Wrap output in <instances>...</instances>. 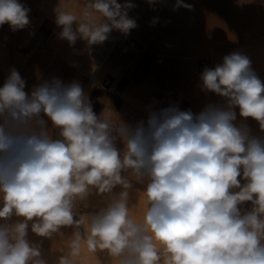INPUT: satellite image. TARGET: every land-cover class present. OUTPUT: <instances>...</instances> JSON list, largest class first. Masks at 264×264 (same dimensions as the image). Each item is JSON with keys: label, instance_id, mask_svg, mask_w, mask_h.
Listing matches in <instances>:
<instances>
[{"label": "clouds", "instance_id": "1", "mask_svg": "<svg viewBox=\"0 0 264 264\" xmlns=\"http://www.w3.org/2000/svg\"><path fill=\"white\" fill-rule=\"evenodd\" d=\"M134 7L91 0L78 19L58 5L59 38L91 46L113 30L127 36L137 27L128 15ZM179 8L193 5L175 0L173 11ZM29 12L20 0H0V27L24 29ZM199 80L225 103L198 114L169 106L133 126L102 119L79 81L52 77L28 92L11 68L0 86V264H47L28 239L30 222L46 239L76 229L57 264H73L82 243L117 264H264V137L237 122L236 111L264 132V81L238 51L205 66ZM134 182L144 185L147 204L139 221L130 216ZM93 194L107 199L85 219L77 208ZM12 217L22 219L7 223Z\"/></svg>", "mask_w": 264, "mask_h": 264}, {"label": "crops", "instance_id": "2", "mask_svg": "<svg viewBox=\"0 0 264 264\" xmlns=\"http://www.w3.org/2000/svg\"><path fill=\"white\" fill-rule=\"evenodd\" d=\"M20 2L30 8L28 14L29 25L17 31H12L8 24L0 27V56L2 57L0 59V86L3 85L5 79L9 75L10 69L13 67L19 72L21 77L26 80V88L30 87L32 89L37 82L40 83L52 77L60 78L63 81L65 80V83L74 80L79 81L84 91L89 95L93 110L98 115H101L102 119L116 124V118H123L121 114L122 106L131 101H123L118 104L116 102V97L113 96L112 93L104 90L98 91L93 89V87L87 90L89 82L84 81V78L80 75V70L76 68L79 63L74 64L63 61L59 66L54 63L51 65L47 64L48 66L46 65L47 67L45 66L42 69L40 78L31 74L27 69V65L33 53L39 51L38 45L34 44L35 38L30 30L42 24L50 25L48 32L43 35L44 38L42 42V45L45 46L43 48L48 53L56 51L63 55L64 52L67 53L69 51L76 56H85L90 47H92V45L89 46L86 41L77 39L74 45H69L64 39V41H58L61 38L56 34V30L60 27L56 24L55 9L59 5L63 10L81 19L83 11L86 6L91 3V0H20ZM118 2L124 3V0H118ZM131 2L135 7L129 10L128 15L130 18L136 20L137 27L132 29L127 36L118 34L106 40V43L98 44L99 50H106V52L102 51L99 52V54L106 56H122L125 53L126 56L131 58V62L127 64L122 73V75L124 73H129L125 79L126 82L123 86L122 93L129 97V94H138L137 97H135L137 100L133 102H138V104H141L148 110L154 111V104L160 101L162 106L159 107L158 111L169 106H178L181 110H191L196 114V108L192 101L173 90L167 78H158V66L151 64L148 69L149 74L146 78L141 79L140 76H138L139 72L145 67V59H156L155 61H158V64L163 63V58L160 57L158 49H161L160 42H162L163 39L170 38V32L167 29L164 35V29L162 28L159 32L153 31L154 26L152 21L154 18H157L155 24H164L167 21L169 22L172 17H176L177 10L176 12L173 11L175 0H159V2L154 5H150L147 0H131ZM185 2L192 4L193 10L189 11L184 8L179 9L186 11L187 24H197L200 32H198V37L190 38L182 35L184 32H181L182 36L175 38L197 40L210 39L213 41L214 46L213 53L208 51L197 57V69L198 61L201 58L211 60L208 67H213L222 61L223 56L238 51L251 59L252 68L260 79L264 81V0H251V2L245 0V4L242 7L237 6L236 0H221L213 4H211L212 2L209 0H185ZM211 8H215L216 10L212 12ZM94 16L97 22H102V17L95 13ZM231 25H242L239 27L241 30L239 32L232 31L230 29ZM120 38H122L123 41L116 46L119 40H121ZM137 40H139L138 44L135 43ZM19 42L23 43L20 44ZM131 43H134L136 48H134ZM137 46H139V50ZM172 58L179 59L177 64L174 65V73L177 75L184 71V67H190L193 63L192 60L190 62H185V60H183L185 58L181 55L176 57L171 56L170 59L172 60ZM114 66H116V63L111 65V67ZM53 70L54 73L51 74ZM199 71L202 72V70ZM108 76L110 75H105L102 77V80L104 81ZM110 77L112 79V76ZM184 78H182V80L187 85L191 86L193 78L188 75L184 76ZM205 95L208 97L209 103H213L217 98V95L213 93H206ZM45 119L47 120L46 117ZM48 123L50 133L52 132L53 137L57 138L58 130L51 128L50 121ZM85 209L92 210L85 211L87 215L96 212L94 208ZM17 219L22 218L12 217L7 223H15ZM0 223H5V221H0ZM30 223L28 239L32 240V243L35 244V239L38 236H35L34 233H32V236L29 235L31 231ZM65 229L68 231L70 230V233L72 231L71 227L63 228V233ZM63 236L64 235H54L51 239L38 237L39 246L46 248L56 257H59L52 250L54 246H57V244L55 243L54 245L52 241H61V245L65 246V244L70 243L71 238L66 239L63 238Z\"/></svg>", "mask_w": 264, "mask_h": 264}, {"label": "rangeland", "instance_id": "3", "mask_svg": "<svg viewBox=\"0 0 264 264\" xmlns=\"http://www.w3.org/2000/svg\"><path fill=\"white\" fill-rule=\"evenodd\" d=\"M211 1L213 4L214 2H218L221 0H209ZM212 12L215 11V8H211ZM176 12V11H175ZM172 21H174L173 23H176L177 25H183L180 28H182L184 31H179V37L181 35V32H184V34L187 37H198V32H200V30H198V25L197 24H187V14L185 10H181L178 9L177 10V14L176 17H172L171 18ZM179 21V22H178ZM171 22H166V23H160V24H153L154 28L153 31L155 32H159L162 29H164V35L167 32V24H173ZM242 25H231L230 29L232 31H237L239 32L241 30ZM41 27H46L48 30L50 28V25L48 24H42V25H38V27H36L35 29L30 30L32 32L33 37L39 32ZM239 28V29H237ZM61 29V28H60ZM118 34H121L119 31L117 30H113L110 34H109V38L115 37ZM58 35V34H57ZM124 35V34H123ZM176 35L177 34H173ZM181 35V36H182ZM172 36V35H171ZM59 37V35H58ZM177 39L176 42L178 44L177 47H175V49H172V51L169 49V51L167 50L166 52H168V58L164 57L163 54H165V49H158L159 53H160V57L163 58V63L158 64V62H156V59H150L147 58L145 59V67L144 69H142L138 76H140L141 79L146 78V76L149 74L148 69L150 68V65H156L158 66V71H159V76L158 78H167L170 81V86L173 88V90H175L177 93H179L180 95L184 96L185 98H188L190 101H192L193 105L196 108V114H198L200 111H202L204 109V107L208 104H217V105H223L222 97L217 96V98L214 100L213 103H209V99L208 97H206V92L202 91L200 88V71L197 69L196 67V62H197V57L210 51V53H213L212 51H214V46H213V41L210 39ZM121 40H119V42L117 43L116 46H118L122 40V38H120ZM58 41H64L63 39H59ZM173 41L174 39H166L165 42H168L169 46H173ZM164 42V43H165ZM20 43V42H19ZM23 43V42H21ZM106 43V42H105ZM136 44L139 43V40L135 41ZM34 44L39 46V51L41 52H47L43 47L42 43H37L36 40H34ZM33 44V45H34ZM190 45L189 47H186L185 45ZM131 45L135 47L134 43H131ZM198 45V46H197ZM201 45V47H200ZM202 45H209L210 48L207 47H203ZM196 46V47H195ZM98 45H92V47H90V49L87 51V53L85 54V56L83 55L82 57L80 56H76L73 55L71 52V56H73L74 58H78L76 59V61H74V64H77L79 59V65L78 68L80 70V75H82L81 77L84 78L85 82H89L88 88L87 90H90L92 87L95 90H104L107 91L109 93H112L113 96L116 97V102L118 104H120V102L123 101H131V102H127L126 104H124L122 107L126 108L127 111L123 114V110L124 108L121 109V114L123 115V122L125 121L126 118H128V115L130 113H135L134 114V120L138 119V118H142L147 120V118H145L146 116L144 115L147 114L149 115L150 110H148L146 107L142 106L141 104L139 105L138 102H133L135 99V97H137L138 94H129L130 97L126 94L122 93V89L123 86L125 84V79L126 77L129 75V73H123L124 69L126 68L127 64L131 62V58H129L128 56L125 55V53L120 56V55H114V56H106V55H101L99 54V52H106V50H99L98 49ZM137 49L139 50V46H137ZM28 50V49H27ZM37 51V52H39ZM53 52L56 51H51L49 52L50 54H53ZM28 53V51H27ZM48 53V52H47ZM48 53V54H49ZM59 53V52H56ZM96 53V54H95ZM55 54V53H54ZM56 55V54H55ZM183 56L185 59V62H190L191 60L193 61V63L191 64V66L189 67L190 72L187 71L186 68H184V71H182L179 75L177 74H173V77L170 78L169 76H167L166 74L162 73L159 68L167 65V63L172 64L174 62L175 65L177 64L179 59H170L171 56ZM212 55V54H211ZM56 59H53L56 61L53 62L54 64H61V62H63V58L64 57L62 54H58L56 55ZM189 57V58H188ZM92 59V60H91ZM91 60V61H90ZM94 61H98L97 63H95ZM58 62V63H57ZM94 63V64H93ZM113 63H116V66L111 67V65ZM48 64H52V63H48ZM47 65V64H46ZM44 65L41 70L36 74L37 78H40V74L42 73V69L46 66ZM48 66V65H47ZM46 66V67H47ZM56 67V66H55ZM93 69H92V68ZM85 68H90V72H88L87 70H85ZM92 72V73H91ZM54 73V70L51 72V74ZM109 74L110 76H112V79L110 76H108V78L111 79V83L110 84H105L103 82V78L105 75ZM153 74V73H152ZM191 76V78H193V82L190 85L191 90H192V97H189L185 94H183V90L185 89V85H187L182 78H184V76ZM94 78V80L96 81H91L90 83V77ZM185 79V78H184ZM42 80V79H41ZM39 83L37 82L36 85H38ZM180 84V85H179ZM198 85V87H197ZM181 86V87H180ZM29 88H26V91H28ZM181 89V90H180ZM183 89V90H182ZM32 90V89H31ZM29 92V91H28ZM196 98H198L196 100ZM195 101V102H193ZM133 105V107L131 106ZM129 106V107H128ZM154 111H158L159 107L162 106V103L159 101L156 104H154ZM144 107V108H143ZM200 107V108H199ZM136 108L134 111L133 109ZM140 109V110H139ZM144 110V111H143ZM140 111V112H139ZM237 111V122H242L247 124V126L249 127L251 134L254 133L255 136L258 137H264V132H262L259 128V126L257 125L256 121L252 120L251 118H248L247 120H244L243 118L239 117V110L236 109ZM139 116V117H138ZM118 119V118H116ZM117 147L122 149L123 148V144L121 142H117ZM243 182V181H242ZM143 189H144V185L141 184H136L135 182L133 183V188L130 190V194L132 195L131 198H129V207H130V216H132L133 219H136L137 221H139L140 219H142L143 213L146 210L147 204H146V200L144 197V193H143ZM121 189L119 187H117L116 189H114V193H119ZM130 195V196H131ZM107 197H101V196H97L95 194L90 195L88 198H86L85 201L81 202L78 205L77 211L79 212V207L83 208V211L81 212V215H83L85 217V219H87V211H92L89 209H85V208H94V211H98L101 207H103L105 205ZM135 202V203H134ZM96 208V209H95ZM86 211V212H85ZM72 231L74 232L76 229L75 228H71ZM82 229V230H81ZM81 229H79L82 233H84L86 231V225L82 226ZM29 235L32 236V232L30 231ZM63 238H71L70 240L72 241V239L74 238V236H69L68 234H66L65 232L63 233ZM36 236V235H35ZM38 238V237H37ZM35 239V244H39V238ZM56 238V237H55ZM32 242V240H30ZM70 241V243H71ZM52 243L57 244V246H54V249H52L57 256H62L65 255L66 253H68L70 251V243H67L64 245H61V241H52ZM40 249L42 250L41 253L43 255V257H45L44 259L47 261V264H57V261L59 259V257H56L53 253H51L50 251H48L46 248H43L42 246H40ZM45 251H44V250ZM48 251V252H47ZM105 253V254H104ZM100 252L97 251L96 253L90 252L88 251L87 247L85 244L82 243L81 245V251L80 254L77 255L76 257L73 258V264H117V261L111 257H109L106 252ZM48 255V256H47ZM111 259V260H110Z\"/></svg>", "mask_w": 264, "mask_h": 264}, {"label": "bare ground", "instance_id": "4", "mask_svg": "<svg viewBox=\"0 0 264 264\" xmlns=\"http://www.w3.org/2000/svg\"><path fill=\"white\" fill-rule=\"evenodd\" d=\"M169 22H171V23H173L174 21H172V19H170L169 20ZM181 26H183V25H180V24H176V23H173V24H167V29H168V31L170 32V34H169V36H170V38H165V39H163L162 40V42H160V48L161 49H165V52L168 50L169 51V49L172 51V49H175V47H177L178 46V44H177V42H176V40H177V38H175V37H178L179 38V31H184L182 28H180ZM60 31H61V29L59 28V29H57L56 30V34H59L60 33ZM173 34H177V36L176 35H173ZM172 35V36H171ZM181 36V35H180ZM172 37V38H171ZM166 39H174V41H173V45H174V48H173V46H169L168 45V42H165L166 41ZM165 42V43H164ZM21 44V43H20ZM44 44V43H43ZM186 47H189L190 48V45H185ZM198 46V45H197ZM203 47H207V48H210V46L209 45H202ZM39 47V46H38ZM196 47V46H195ZM200 47H201V45H200ZM39 49V48H38ZM110 50V49H109ZM34 51V50H33ZM109 52V51H108ZM58 55L59 53H56V52H53V54H48L47 52H34L33 53V55L31 56V58H30V60H29V63H28V67H27V69H28V71L31 73V74H33L34 76H36V74L41 70V68L44 66V65H46V64H48V63H52L53 64V62H56L57 61V59H56V55ZM96 54V53H95ZM168 52H166L165 54H163V56L164 57H166V58H168ZM63 56L64 57H62L63 58V61H65V62H68V63H74V61H76V59H78L77 57L76 58H74L73 56H71V53L68 51L67 53L66 52H64L63 53ZM2 57L0 56V59H1ZM159 58V57H158ZM158 58H157V60H158ZM53 59H55V60H53ZM160 59V58H159ZM92 60V59H91ZM90 60V61H91ZM161 60V59H160ZM163 60V59H162ZM77 62V61H76ZM80 62V59H79V61H78V63ZM95 63H97L98 61H94ZM158 62V61H157ZM58 63V62H57ZM175 63L176 62H174V63H172V64H169V63H167V65H164V66H162V67H160L159 68V70L162 72V73H164V74H166L167 76H169L170 78H172L173 77V74H174V65H175ZM94 64V63H93ZM92 68V67H91ZM184 68H186L187 69V71L188 72H190V70L191 69H189V67H184ZM93 69V68H92ZM85 70H87L88 72H90V68H85ZM92 73V72H91ZM57 74V73H56ZM65 81V80H64ZM91 81H95L94 80V78H93V76L92 77H90V83H91ZM96 82V81H95ZM180 85V84H179ZM181 87V86H180ZM197 87H198V85H197ZM181 90V89H180ZM183 90V89H182ZM28 91L30 92L31 91V88L30 89H28ZM183 94H185V95H187V96H189V97H192L191 95H192V90H191V87L190 86H188V85H185V89L183 90ZM198 98H196V100H197ZM193 102H195V101H193ZM222 103L224 104L225 103V101H224V98H223V100H222ZM140 105V104H139ZM131 106V105H130ZM129 107V106H128ZM131 107H133V105L131 106ZM122 108H124V107H122ZM144 108V107H143ZM200 108V107H199ZM136 108H134L133 109V111L135 110ZM123 111V114L127 111V109L126 108H124V109H122ZM137 110V109H136ZM140 110V109H139ZM144 111V110H143ZM135 112V111H134ZM140 112V111H139ZM134 114L135 113H130L129 115H128V118H126L125 119V123H127V124H129V125H135L137 122H139V121H141V120H144V121H146L145 119H142V118H138V119H136V120H134L133 121V119H134ZM136 115V114H135ZM144 115L146 116L145 118H147L148 117V112H147V114H145L144 113ZM139 117V116H138ZM120 120H121V118H118V119H116L115 120V123L116 124H119L120 123ZM123 120V119H122ZM257 123V122H256ZM257 125H258V123H257ZM259 126V125H258ZM252 135H254V133L252 134ZM255 136V135H254ZM243 183V182H242ZM131 195V194H130ZM132 197V195L130 196V198ZM135 203V202H134ZM83 211V208H81V207H79V214H81V212ZM64 232L66 233V234H68L69 236H70V234H71V236L73 235V231H71V233H70V230L68 231L67 229H65L64 230ZM44 250V249H43ZM42 251V250H41ZM45 251V250H44ZM48 252V251H47ZM100 253V252H99ZM104 253V252H103ZM105 254V253H104ZM48 256V255H47ZM42 258H45V257H43V255H42ZM111 260V259H110Z\"/></svg>", "mask_w": 264, "mask_h": 264}, {"label": "built area", "instance_id": "5", "mask_svg": "<svg viewBox=\"0 0 264 264\" xmlns=\"http://www.w3.org/2000/svg\"><path fill=\"white\" fill-rule=\"evenodd\" d=\"M48 32V29L46 27H41L39 32L34 36L35 40L37 43H42L43 42V35H45L46 33ZM210 61L209 59L207 58H201L199 61H198V69L199 70H203V68L205 66H209L210 65ZM105 84H110L111 83V79L110 78H106L104 79L103 81ZM242 208L244 210H250L251 208V204L250 203H245Z\"/></svg>", "mask_w": 264, "mask_h": 264}]
</instances>
